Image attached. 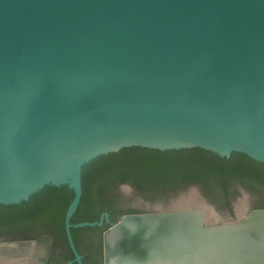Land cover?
<instances>
[{
    "label": "water",
    "instance_id": "water-1",
    "mask_svg": "<svg viewBox=\"0 0 264 264\" xmlns=\"http://www.w3.org/2000/svg\"><path fill=\"white\" fill-rule=\"evenodd\" d=\"M128 146L264 162V0H0V203L70 187L82 264L71 228L109 220L70 221L82 167ZM254 197L138 193L148 211L110 221L103 264H264Z\"/></svg>",
    "mask_w": 264,
    "mask_h": 264
},
{
    "label": "trees",
    "instance_id": "trees-1",
    "mask_svg": "<svg viewBox=\"0 0 264 264\" xmlns=\"http://www.w3.org/2000/svg\"><path fill=\"white\" fill-rule=\"evenodd\" d=\"M124 182L150 198L168 197L196 185L219 212H232L240 186L254 192L251 208L264 207V162L242 152L221 156L200 147L128 146L82 167V194L70 221L97 220L103 211L114 221L123 213L144 211L119 202L118 185ZM72 197L73 190L67 185H46L26 200L0 203V233H23L27 225L42 222L66 241L64 217Z\"/></svg>",
    "mask_w": 264,
    "mask_h": 264
},
{
    "label": "flooded vegetation",
    "instance_id": "flooded-vegetation-1",
    "mask_svg": "<svg viewBox=\"0 0 264 264\" xmlns=\"http://www.w3.org/2000/svg\"><path fill=\"white\" fill-rule=\"evenodd\" d=\"M189 187H195L203 195L198 186L191 185ZM238 190L240 196H245L248 191L240 186ZM118 191L121 194L119 197L121 204L131 205L141 210L139 205L133 201L139 192L132 184L121 183L118 185ZM238 196L235 200L238 199ZM235 200L231 203L232 211H234ZM137 202L140 203L142 200L139 199ZM109 223L110 219H104L101 226L72 227L75 228L74 232L71 230L72 239L81 256L82 264H103L102 232ZM65 237L66 241L62 235L55 234L50 227L42 222H38L37 225H27L23 233L1 232L0 264H79L68 242L66 231Z\"/></svg>",
    "mask_w": 264,
    "mask_h": 264
},
{
    "label": "rangeland",
    "instance_id": "rangeland-1",
    "mask_svg": "<svg viewBox=\"0 0 264 264\" xmlns=\"http://www.w3.org/2000/svg\"><path fill=\"white\" fill-rule=\"evenodd\" d=\"M249 209H252V208H249ZM249 209H248V210H249ZM144 211H148V210H144Z\"/></svg>",
    "mask_w": 264,
    "mask_h": 264
}]
</instances>
